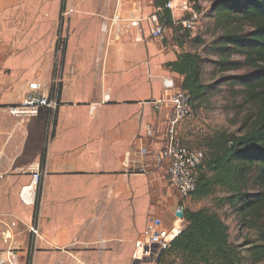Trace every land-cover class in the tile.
<instances>
[{"label": "crops", "instance_id": "obj_1", "mask_svg": "<svg viewBox=\"0 0 264 264\" xmlns=\"http://www.w3.org/2000/svg\"><path fill=\"white\" fill-rule=\"evenodd\" d=\"M60 1L0 0V258L14 248L18 264H98L93 262L97 257L93 252L73 250L77 244L98 241V231L105 230L100 217L96 226L80 229L65 226L57 230L56 221H51L53 198L72 197L76 187L90 192L92 187L104 185L111 199L108 207L113 209L122 205L114 199L136 194L137 236L153 216L163 219V210L174 206L177 214L179 204H185L169 186L166 165L155 158L169 138L170 105L166 102L156 108L153 104L169 94L163 78L172 75L181 80V76L164 68L155 76L160 85L148 77L157 64L174 61L182 48L167 41L146 43L147 35L144 41H137L134 29L133 41L110 42L105 59L95 62L91 72L55 76ZM140 3L142 0H123L121 11L128 13ZM72 52L71 42L63 51L67 64ZM139 56L148 65L146 70L131 64ZM33 83L58 106L54 136L48 141L42 166L45 117L53 109L40 107L38 115L12 112L35 94ZM184 131L178 126L176 136L191 147ZM143 148L147 154L142 153ZM137 168L143 173H136ZM35 173L40 174L37 182ZM28 186H32L31 202L25 203L21 192ZM37 195L40 206L35 219ZM126 208L131 212V205ZM33 225L38 226L39 236L30 232ZM89 234L91 238H86ZM131 261L126 264H157V257Z\"/></svg>", "mask_w": 264, "mask_h": 264}, {"label": "rangeland", "instance_id": "obj_2", "mask_svg": "<svg viewBox=\"0 0 264 264\" xmlns=\"http://www.w3.org/2000/svg\"><path fill=\"white\" fill-rule=\"evenodd\" d=\"M120 1H60V8L62 7L64 10L60 12L58 22L55 24V37H57V41L60 43L56 50L55 76L60 75L61 72L71 74L75 72H91L93 67L95 68L96 66L95 62L102 63V59H105L107 54L106 47L110 42L133 41L132 34L127 37L122 35L118 30H114L113 32L106 30L107 25L109 27L111 25L113 15L117 10H121L122 8L123 0L121 4ZM213 2L214 0H196L190 2L200 14V21L196 30L188 35L184 43L186 50L197 51L201 54L203 58L201 78L205 84L210 85V89L203 96L201 103L195 102L192 105L194 116L191 119L182 121L178 125L179 127H183V130L185 129L184 136L189 140L187 142H191L192 148L203 149L205 151L207 150L206 146L209 140L218 132L238 133L242 130L243 125L253 116L257 106L247 101L246 88L237 83V78L250 77L259 71L257 67L247 64L244 57L240 54H233L231 57V60L241 62L239 69L220 71L217 64L219 56L215 50V42L223 33V28L219 25L218 19L211 14ZM141 4L144 7H150L148 11L152 10L150 0H142ZM145 41L146 43L159 45L156 39L150 37L146 38ZM71 42L73 44V57L67 64L63 51ZM167 42L171 46L176 44L171 37H169ZM140 59H142V56L134 59L131 64L138 65L142 70H146L148 65L143 64V60ZM148 61H151L150 57ZM65 63L67 64L66 68ZM64 68L66 69L65 71ZM164 68V65L157 64L158 71L156 70V66L155 72L149 70V81L153 77L155 78L156 75H160L158 72H161ZM149 69H151V66H149ZM172 77L178 86L180 79ZM165 78L162 80L163 85ZM153 80L154 83L156 82L157 85H160V79L155 78ZM168 98L169 94L165 93V96L160 99L167 100ZM57 108L58 106L53 108L51 115L47 116V118L45 117L46 138L42 154L46 143L54 136V113L57 111ZM135 172L143 173L141 168L135 169ZM91 183L93 184V182ZM91 183L85 182V184L90 185ZM96 187H92L90 192H85L76 187L72 197L68 196V198L66 195H63L60 198H53L51 221H56L57 230L65 226L70 229H80L85 225L93 224V226H96L100 217V222L104 225L105 230L104 232L98 231V241L77 244L73 251L93 252L97 256L94 257L93 262H98V264L131 263L133 259L132 251L138 238L135 221V199L138 196L133 194L130 198L114 199V201L117 200L122 205L113 209L108 207L111 199L108 196L107 188L104 185ZM254 188L258 190V187ZM222 195L224 193L221 190H217L215 196ZM175 199L177 201L178 197L176 196ZM87 201L91 202L94 207L92 208L91 204ZM184 201L185 204L183 206L193 210L211 206L213 203L212 197L201 200L191 197ZM130 205L132 206L131 212L126 208ZM163 211L164 217L158 227L160 229L173 227L177 223L176 207H167ZM219 212L222 216H225L226 209H220ZM108 220L109 224L106 225V221ZM226 220L231 226L232 236L234 241H237V244L245 245L249 239L257 238L255 231L238 228L237 221L232 216ZM85 237L91 238V235H85ZM130 251L132 253L131 256H129ZM27 261H29V254Z\"/></svg>", "mask_w": 264, "mask_h": 264}, {"label": "trees", "instance_id": "obj_3", "mask_svg": "<svg viewBox=\"0 0 264 264\" xmlns=\"http://www.w3.org/2000/svg\"><path fill=\"white\" fill-rule=\"evenodd\" d=\"M167 1L155 0L154 5L162 9L161 19L170 25ZM211 14L223 28L215 42L220 71L239 69L241 62L231 60L233 54L242 55L247 64L259 69L253 76L237 78L246 88L247 101L257 108L240 132H218L207 143V150L202 149L205 158L197 170V190L192 197H212L213 203L197 210L184 207L186 225L170 247L159 253L157 264H264V0H214ZM177 45L182 50L164 66L181 76L178 86L190 94L191 104L201 103L210 89L201 78L203 58L197 51L185 50L184 42ZM217 190L224 195L215 196ZM39 206L37 195L35 219ZM224 208L222 216L219 210ZM230 216L238 228L255 231L257 238L237 244L226 220Z\"/></svg>", "mask_w": 264, "mask_h": 264}, {"label": "built area", "instance_id": "obj_4", "mask_svg": "<svg viewBox=\"0 0 264 264\" xmlns=\"http://www.w3.org/2000/svg\"><path fill=\"white\" fill-rule=\"evenodd\" d=\"M155 2V0H150ZM152 10L148 11L142 4L128 13L117 10L111 19L110 27L106 30L113 32L118 30L122 35H130L136 30L135 39L144 41L147 37L165 42L171 37L177 43L184 42L188 35L196 30L200 21V14L195 10L189 0H168L166 8L171 13V24L167 25L161 19V8L151 5ZM35 94L27 98L24 104L12 109L15 114L38 115L40 107L55 108L57 102L50 100L40 92L38 83L31 84ZM164 86L169 91L167 100L159 99L154 101V106L160 108L166 102L170 105L167 117L169 127V138L155 153L156 161L166 165V174L170 188L183 201L191 198L197 190V170L202 164L205 153L202 149L191 148L183 144L176 136L178 125L185 120L191 119L193 114L190 94L179 88L173 78H166ZM147 133L152 134V127H147ZM143 154L147 149L143 148ZM40 179V174H34V181ZM32 186L24 187L21 198L25 203H30V189ZM183 211L182 203L177 207V212ZM177 217V223L168 229L158 227L162 217L153 216L144 230L140 233L134 244L133 259L144 260L158 257L162 250L168 249L172 241L181 233L186 225V220ZM30 232L39 236L40 230L37 225L30 227ZM6 256L0 258V264H18V256L14 248L7 250Z\"/></svg>", "mask_w": 264, "mask_h": 264}, {"label": "water", "instance_id": "obj_5", "mask_svg": "<svg viewBox=\"0 0 264 264\" xmlns=\"http://www.w3.org/2000/svg\"><path fill=\"white\" fill-rule=\"evenodd\" d=\"M178 217L183 218L184 217V212L183 211H178L176 214Z\"/></svg>", "mask_w": 264, "mask_h": 264}]
</instances>
